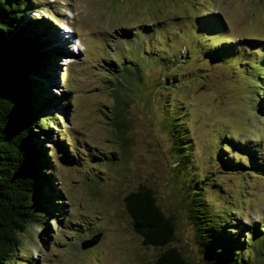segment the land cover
<instances>
[{
	"label": "rangeland",
	"instance_id": "374dc122",
	"mask_svg": "<svg viewBox=\"0 0 264 264\" xmlns=\"http://www.w3.org/2000/svg\"><path fill=\"white\" fill-rule=\"evenodd\" d=\"M31 5L20 27L35 24L37 39L48 42L39 47L40 57L51 52L47 70L35 79L48 101L41 113L53 119L45 131H34L52 170L32 202L40 223L29 224L18 237L23 263L153 264L165 249L143 244L124 205V197L141 186L173 217L169 247L190 264H207L196 238L198 224L188 212L192 200L204 205L198 216L209 222L202 228L219 224L221 215L226 226L261 230L264 167L236 172L230 167L240 158L264 161V75L257 76L264 73V0H34ZM63 24L70 25L81 51L61 41ZM55 39L70 54L61 55ZM229 51L226 58L215 56ZM136 53L149 59L141 63L139 82L134 78L131 89L121 92L117 118L108 76L117 61L130 63ZM61 158L73 165H62ZM195 181L200 186L191 187ZM48 194L53 210L46 218L39 200ZM98 233L95 245L81 249ZM252 249L235 254L237 264H264V247Z\"/></svg>",
	"mask_w": 264,
	"mask_h": 264
},
{
	"label": "trees",
	"instance_id": "16d2710c",
	"mask_svg": "<svg viewBox=\"0 0 264 264\" xmlns=\"http://www.w3.org/2000/svg\"><path fill=\"white\" fill-rule=\"evenodd\" d=\"M33 3L34 0H0V264H28L18 257L19 247L23 245L18 237L26 231L29 224L40 223L33 212L35 206L32 202L38 197L39 183L47 184L48 172L52 170L48 167L43 150L37 145L39 138L34 131L36 127L45 131L53 119L51 115L41 113L42 104L48 101L44 99L41 83L35 79V76L42 75L47 70V59L50 57L48 53L51 52L43 51V58L40 57L39 47L45 49L48 42L37 39L39 34L35 32V24L20 27L24 15L31 11ZM30 33L33 34L29 35ZM231 54L229 51L216 53L215 56L223 59ZM133 56L129 57L130 63L117 61V68L108 76L112 111L117 118L123 109L121 92L131 89L135 80L139 82L143 65L141 63L149 59L147 53L141 58L139 53ZM174 66L178 68V62H174ZM261 66L264 69L262 64ZM263 75L264 73H257L258 79H263ZM173 79L179 81L180 77L173 74ZM260 88L264 90V84ZM261 99L264 104V99ZM39 114L41 115L37 116ZM225 137L229 142V135L226 134ZM238 148L240 150L241 146ZM234 164L230 167L232 172L248 167L256 171L260 169V165L264 167V161L259 160V157L249 163L240 158ZM196 184L198 181L191 187L200 186V183ZM50 196L51 194L45 195L39 200L40 205L46 206L43 210V213H48L46 218L52 216ZM193 201L196 203L189 204L188 212L194 225L198 224L196 238L207 264H237L239 254H250L254 246L264 247L263 218L258 222L260 231L257 228L244 230L239 226H226L221 221V215L219 224L215 225V221L207 225L209 227L202 228L201 223L208 224L209 219L207 216L206 219L198 216L203 215L199 210L203 211L204 205L198 199L191 202ZM124 205L132 229L141 236L143 244L165 249L156 256L153 264H190L176 248L169 247L174 240L175 223L173 217L165 215L160 209L152 190L141 186L124 197ZM52 220L59 224L57 218ZM241 237L244 242L240 240Z\"/></svg>",
	"mask_w": 264,
	"mask_h": 264
},
{
	"label": "water",
	"instance_id": "95a60500",
	"mask_svg": "<svg viewBox=\"0 0 264 264\" xmlns=\"http://www.w3.org/2000/svg\"><path fill=\"white\" fill-rule=\"evenodd\" d=\"M59 163H61L62 165L64 166H72L73 165V162L71 161H68L66 160L65 158H61L58 160ZM100 234H96L92 237V239L88 240V241H85L82 245H81V249H86V248H89L93 245H95L97 243V241L99 240L100 238Z\"/></svg>",
	"mask_w": 264,
	"mask_h": 264
},
{
	"label": "bare ground",
	"instance_id": "6f19581e",
	"mask_svg": "<svg viewBox=\"0 0 264 264\" xmlns=\"http://www.w3.org/2000/svg\"><path fill=\"white\" fill-rule=\"evenodd\" d=\"M48 35H49V34H48ZM50 35H51V36H56V34H55V32H54L53 30L50 31ZM58 40H59V39H58ZM64 41H65V40H64ZM68 42H69V41H68ZM60 44H61V43H60ZM60 44H59V41L56 42V39H55V41H54V45H55V46L53 45V47H54V48H57L56 46H58V47L60 46V48H62ZM62 44H63V43H62ZM63 45H64V44H63ZM65 49H66V48H64V49L62 48V49H61V50H62L61 53H60L61 55H66V53H69L68 50H67V49L65 50ZM55 50H56V49H55ZM71 51H73V50H71ZM77 51H78V49H77ZM69 54H70V53H69ZM61 57H62V56H61Z\"/></svg>",
	"mask_w": 264,
	"mask_h": 264
}]
</instances>
